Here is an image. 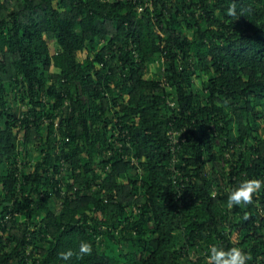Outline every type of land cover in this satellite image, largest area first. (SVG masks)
Instances as JSON below:
<instances>
[{"label":"trees","instance_id":"obj_1","mask_svg":"<svg viewBox=\"0 0 264 264\" xmlns=\"http://www.w3.org/2000/svg\"><path fill=\"white\" fill-rule=\"evenodd\" d=\"M244 179L264 0H0V264H264V190L227 207Z\"/></svg>","mask_w":264,"mask_h":264},{"label":"clouds","instance_id":"obj_2","mask_svg":"<svg viewBox=\"0 0 264 264\" xmlns=\"http://www.w3.org/2000/svg\"><path fill=\"white\" fill-rule=\"evenodd\" d=\"M228 14L235 15L234 9H229ZM262 190H264V179H244L235 188L229 190L227 207H246L253 202V197ZM79 252L81 254L90 253L91 246L86 242H82ZM72 256V251H67L62 254V259L69 261ZM206 260L207 264H248L251 256L238 247L226 250L221 246H212L208 249Z\"/></svg>","mask_w":264,"mask_h":264},{"label":"built area","instance_id":"obj_3","mask_svg":"<svg viewBox=\"0 0 264 264\" xmlns=\"http://www.w3.org/2000/svg\"><path fill=\"white\" fill-rule=\"evenodd\" d=\"M177 135V133H168L169 136V140H170V146H169V151L170 153L173 155V159H175V155L176 153L179 151V146L177 140L175 139V136ZM172 171H174V169H171Z\"/></svg>","mask_w":264,"mask_h":264},{"label":"rangeland","instance_id":"obj_4","mask_svg":"<svg viewBox=\"0 0 264 264\" xmlns=\"http://www.w3.org/2000/svg\"><path fill=\"white\" fill-rule=\"evenodd\" d=\"M50 54H55L58 51V46L54 43L49 44Z\"/></svg>","mask_w":264,"mask_h":264}]
</instances>
